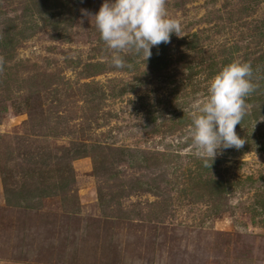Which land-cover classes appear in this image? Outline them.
<instances>
[{
    "label": "rangeland",
    "instance_id": "1",
    "mask_svg": "<svg viewBox=\"0 0 264 264\" xmlns=\"http://www.w3.org/2000/svg\"><path fill=\"white\" fill-rule=\"evenodd\" d=\"M103 3L0 0V204L87 215L115 264H264V0H166L186 35L123 69L81 11ZM234 60L246 143L205 167L190 113Z\"/></svg>",
    "mask_w": 264,
    "mask_h": 264
},
{
    "label": "clouds",
    "instance_id": "2",
    "mask_svg": "<svg viewBox=\"0 0 264 264\" xmlns=\"http://www.w3.org/2000/svg\"><path fill=\"white\" fill-rule=\"evenodd\" d=\"M166 0H104L99 12L89 15L115 68L131 67L121 53H132L146 61L153 46L170 43L172 34L184 37L181 23L168 16ZM249 62L234 60L209 82L207 96L192 106L189 136L194 155L211 167L221 149L240 150L246 143L236 126L247 115V98L256 91ZM184 111V110H183Z\"/></svg>",
    "mask_w": 264,
    "mask_h": 264
},
{
    "label": "crops",
    "instance_id": "3",
    "mask_svg": "<svg viewBox=\"0 0 264 264\" xmlns=\"http://www.w3.org/2000/svg\"><path fill=\"white\" fill-rule=\"evenodd\" d=\"M92 223L81 213L0 204V264H115L109 255L118 250Z\"/></svg>",
    "mask_w": 264,
    "mask_h": 264
},
{
    "label": "trees",
    "instance_id": "4",
    "mask_svg": "<svg viewBox=\"0 0 264 264\" xmlns=\"http://www.w3.org/2000/svg\"><path fill=\"white\" fill-rule=\"evenodd\" d=\"M14 35L16 36V35H19V34L18 33H16V34H12L11 33L10 34V31L5 32L4 33L3 40H2V43H1V46H3L5 49L6 48H9V47H12V45H13L12 41L15 38ZM157 56L158 55H156V56L153 57L154 61L159 58Z\"/></svg>",
    "mask_w": 264,
    "mask_h": 264
}]
</instances>
